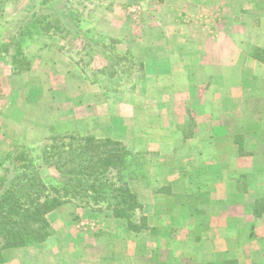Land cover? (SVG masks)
Here are the masks:
<instances>
[{"label":"crops","instance_id":"1","mask_svg":"<svg viewBox=\"0 0 264 264\" xmlns=\"http://www.w3.org/2000/svg\"><path fill=\"white\" fill-rule=\"evenodd\" d=\"M37 1L0 0V24ZM155 9L163 21L112 22L118 4L101 19L143 66L112 98L98 99L56 40L26 75L0 55V167L14 147L79 120L81 134L130 151L123 172L147 225L63 203L46 215L48 237L4 248L2 264H264V62L252 55L264 49V0Z\"/></svg>","mask_w":264,"mask_h":264},{"label":"trees","instance_id":"2","mask_svg":"<svg viewBox=\"0 0 264 264\" xmlns=\"http://www.w3.org/2000/svg\"><path fill=\"white\" fill-rule=\"evenodd\" d=\"M51 1L43 0L3 25L0 55L10 68L21 73L31 67L23 51L25 33L31 28L62 41L61 50L76 47L82 53L75 58L76 65L93 83L104 86L105 93L132 88L141 65L129 54L119 53L115 40L98 32L77 9L68 8L76 13L72 23L63 14L67 6H52L48 11ZM252 55L264 62V49L255 47ZM131 157L122 142L92 135H53L14 147L0 168V264L4 248L45 240L50 234L46 215L67 202L111 213L135 231L146 228L142 204L123 172ZM52 170L55 177L43 176ZM258 204L254 213L262 209Z\"/></svg>","mask_w":264,"mask_h":264},{"label":"rangeland","instance_id":"3","mask_svg":"<svg viewBox=\"0 0 264 264\" xmlns=\"http://www.w3.org/2000/svg\"><path fill=\"white\" fill-rule=\"evenodd\" d=\"M42 1L43 0H38L36 3H33L29 6H26L22 9H20L19 11H17L16 13L11 14V15L7 16L6 18H4L0 24V35L3 31V25L7 26L6 21L14 18L15 16H17V15H19V14H21V13H23L29 9H33L35 6L37 8V5H39ZM161 1L162 0H157V1L156 0L155 1L154 0H54V1H51V4L49 6L48 11H52V9H50V8H53L52 6H55V7H59V5L63 6V7L67 6V8L63 10V14L65 16V19L69 23H72L76 13L74 14V12L68 8L71 7V8L77 9V12L79 14H82L85 19H88V18L90 19V25H92L96 30H98V32H102V33L108 35L109 37H111L115 40L116 49L119 53H122V54L127 53L134 59V57L131 55L129 50L126 51V49H125V51H122L123 48L127 47V42H126V46H123L122 44H120V43H123V40L121 41V40H119V38H114V37L110 36L107 32V29L104 28L103 24H101L102 23L101 19H102L103 15L106 14L109 10H111V11L113 10V6H116V4H118V5H122L121 12L123 11V14H120V15L117 14L118 17L114 16L115 19H112V22L117 21V20L122 22V21H126L127 19H129L132 23L139 22L140 20L142 22L143 20H146V18H149L153 14H154V17H156V15H157L158 21H163L162 15H160L159 11L157 9H155V6H158L159 3H161ZM89 11L91 13L88 14ZM8 31L11 32L12 29L8 30ZM46 38L47 39L49 38L51 40H56L57 42H59V45H57L58 50L63 55H65L66 57L71 59L72 62L76 65L75 58H78V56H80V54H82L79 52V50H77L76 47L72 46V47H69L68 49L64 48L63 50H61V48H63L62 47V45H63L62 41H60L59 39L54 38V37L50 38V37L42 36L40 34H37L33 29L29 28L25 33V39H26L27 43L24 42L23 51L27 55V59L31 61V67L26 71H22L21 73H15L10 68V66L5 62V60L2 58L4 61V64L10 70V73L12 75H26V72H28L30 69H32L34 62H35V59L38 56V54H37V52H39L38 49L40 48L41 45L46 46L48 48H52L55 46V44L51 41L50 42L44 41V39H46ZM135 62L140 64L141 68L143 69L141 62H139L137 60H135ZM76 66H77L78 70L86 77L88 82H90L91 84H93L97 88H99V93L97 95L99 100L112 98L116 95V94L111 95V94L105 93L104 92V90H105L104 86L93 83L90 80V78L87 77L80 70L78 65H76ZM142 69L139 71L137 77H140ZM32 78H34V77H32ZM31 81H32V79H31ZM24 82L28 83L30 81L25 80ZM52 82H55L54 79ZM41 83H48V78L41 80ZM39 85L42 88L44 84H39ZM39 94H40V91H39ZM1 102H3V100H1ZM1 102H0V109L2 108ZM80 131H81V126H80L79 120L72 123L71 126H70V124H69V126H66L63 123V124H60V125L53 127L52 132L48 133L47 137H45L41 140L35 141L34 144L41 142V141L45 140L46 138H48L49 136H53V135H64V134L83 135L80 133ZM49 175L55 177V171L52 170V171H47L46 173H43L44 177L49 176Z\"/></svg>","mask_w":264,"mask_h":264}]
</instances>
